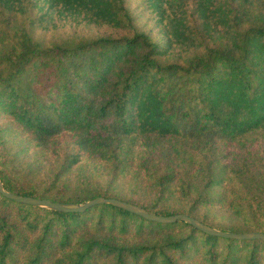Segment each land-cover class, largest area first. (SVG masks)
<instances>
[{
    "label": "trees",
    "instance_id": "trees-1",
    "mask_svg": "<svg viewBox=\"0 0 264 264\" xmlns=\"http://www.w3.org/2000/svg\"><path fill=\"white\" fill-rule=\"evenodd\" d=\"M37 1L121 36L47 45L34 35ZM148 3L166 41L139 31L125 0H0L4 189L66 204L115 199L264 234V0ZM7 134L36 161L50 155L53 172L37 181L20 169ZM0 264H264V242L108 205L62 214L0 195Z\"/></svg>",
    "mask_w": 264,
    "mask_h": 264
},
{
    "label": "rangeland",
    "instance_id": "rangeland-1",
    "mask_svg": "<svg viewBox=\"0 0 264 264\" xmlns=\"http://www.w3.org/2000/svg\"><path fill=\"white\" fill-rule=\"evenodd\" d=\"M126 6L131 10L135 24L139 31L149 34L153 40L167 39L164 22L157 16L150 7L148 0H125ZM45 13L48 15L43 16ZM36 22L34 35L36 38L49 45L54 42H61L69 38H94L98 36H121L105 26L90 24L78 17L59 16L56 12H50L41 1H37V8L34 12ZM6 141L11 142L10 156L16 154V164L20 169L30 171L37 181H43L54 170L56 162L50 155L44 154L41 160L36 161L34 153L24 151V142L14 135L5 136ZM75 173L68 177L71 179ZM124 196V195H123ZM228 223V222H227Z\"/></svg>",
    "mask_w": 264,
    "mask_h": 264
},
{
    "label": "water",
    "instance_id": "water-1",
    "mask_svg": "<svg viewBox=\"0 0 264 264\" xmlns=\"http://www.w3.org/2000/svg\"><path fill=\"white\" fill-rule=\"evenodd\" d=\"M0 195L5 199L15 202L21 205H27L35 208L44 209L51 212L62 213V214H80L84 213L88 209L97 206V205H108L114 208L123 210L135 216H138L144 220L159 223V224H175L177 222L185 223L196 230L213 237H218L222 239L229 240H237V241H262L264 242V234L263 233H230L223 232L220 230H216L211 228L198 220L189 217L185 214H178L170 217L158 216L152 213L147 212L143 208L139 206H135L133 204H129L123 201L115 200V199H105V198H96L94 200L88 201L84 204H66L59 202H52L46 199H37L32 197H23L16 194H12L7 192L0 179Z\"/></svg>",
    "mask_w": 264,
    "mask_h": 264
}]
</instances>
